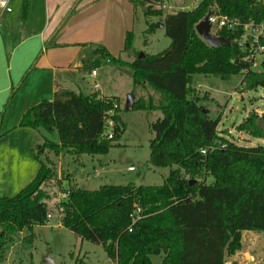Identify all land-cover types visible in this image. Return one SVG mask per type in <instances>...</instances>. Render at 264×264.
I'll use <instances>...</instances> for the list:
<instances>
[{"label":"trees","instance_id":"trees-1","mask_svg":"<svg viewBox=\"0 0 264 264\" xmlns=\"http://www.w3.org/2000/svg\"><path fill=\"white\" fill-rule=\"evenodd\" d=\"M128 1L142 9L143 44L161 23L169 45L155 54L143 52L139 58V52L133 55L131 50L133 32L127 31L123 51L130 61L112 55L103 45L89 44L83 45L81 69H126L134 88L159 95L157 104L149 96L138 97L125 109L160 112L150 124L154 136L147 163L170 170L157 185L105 184L94 190L61 186L68 195L59 205L60 224L82 240L99 244L114 264H151V256H160L159 264H225V255L241 249L243 231L264 232V143L246 147L220 136V118H211L194 95L192 79L195 74L221 79L242 74L244 91L264 87V58L259 71L251 70L233 39L241 29L220 31L218 35L230 43L210 47L197 35L195 25L211 5L242 23L263 22L264 0H200L190 10L166 14L162 0ZM28 11L29 0H23L22 21ZM73 12L74 8L69 15ZM154 17L161 19L153 22ZM65 19L45 47L56 46ZM111 100L119 102L116 97L57 89L51 100H42L24 114L20 126L56 132L57 140L34 146L39 163L35 177L15 195L0 197V264L16 234L23 230L32 234L33 227L46 223L49 195L40 187L53 176V162L43 154L44 147L55 155L62 151L76 157L101 155L121 138L125 125L119 116H115L114 136L108 139L103 134V117ZM259 120L249 111L235 129L264 140ZM136 207L141 213L132 224Z\"/></svg>","mask_w":264,"mask_h":264},{"label":"rangeland","instance_id":"rangeland-1","mask_svg":"<svg viewBox=\"0 0 264 264\" xmlns=\"http://www.w3.org/2000/svg\"><path fill=\"white\" fill-rule=\"evenodd\" d=\"M20 0H12V4ZM200 0H162V4L171 6L172 11L190 10ZM157 9V7H155ZM169 10L163 9V14ZM154 17L151 20L159 21ZM145 28L142 9L137 7L135 21V36L132 43L133 55L136 52L155 54L169 45V38L165 36L162 28H157V37L143 44L142 30ZM152 37V36H151ZM149 36L148 39H151ZM148 42V41H147ZM119 56L124 61H130L127 52ZM117 55V54H116ZM99 80L105 86L106 92L114 95L120 102L121 108H114L116 101L111 100V109L115 116L125 125L121 138L114 142L107 153L101 155H75L62 151L54 154L52 150L44 147L43 154L53 162V176L41 185L49 198L46 200L51 219L42 226L33 227L31 231L23 230L15 235L14 243L8 247L7 258L2 264H45L44 258L48 256L53 264H112L99 244L82 240L72 231L59 227L58 198L60 187L67 188L75 185L84 189L94 190L101 185H157L168 175L170 168H156L147 163L149 157V141L154 133L150 124L158 119L159 111H132L125 109L127 97L134 92V96L143 94L150 97L157 104L159 95L150 89L134 88L126 69L115 66H106L98 70ZM242 74L233 75L228 79L215 76L193 75L192 86L194 95L198 96L200 103L209 109L211 118L219 117L217 125L219 135L238 145L251 147L262 145L263 139L255 138L245 132L237 131L239 124L247 113L255 107L264 105V87L244 91L241 84ZM89 84L92 80L87 77ZM73 89V88H71ZM139 97V96H137ZM141 97V96H140ZM113 98V97H100ZM136 98H134L135 100ZM109 108V109H110ZM107 109L106 112L109 110ZM37 137V146L46 144L47 141H56V132L47 133L40 131ZM35 145V146H36ZM94 156L95 159L91 160ZM96 160H101L103 166H97ZM93 165L99 168L98 175H92ZM133 169L129 170L128 167ZM212 177L207 178L211 182ZM242 232V247L233 255H225V264H236V257L246 254L251 257L249 264H264V232ZM32 235L31 242L28 241ZM31 238V237H30ZM159 256H151V264H159Z\"/></svg>","mask_w":264,"mask_h":264},{"label":"crops","instance_id":"crops-1","mask_svg":"<svg viewBox=\"0 0 264 264\" xmlns=\"http://www.w3.org/2000/svg\"><path fill=\"white\" fill-rule=\"evenodd\" d=\"M22 3L11 0L12 11L0 21V197L15 195L39 168L33 147L41 133L19 125L24 114L42 100H51L57 89L114 97L99 80L98 70L103 67L95 70L100 89L93 91L88 83L87 77L93 79L81 69L83 45H103L121 56L127 31L135 36L137 8L128 0H29L24 21ZM64 19L56 46L45 47ZM151 36L147 44L157 34ZM96 162L103 166L101 160ZM97 166L93 165L92 175H98Z\"/></svg>","mask_w":264,"mask_h":264},{"label":"built area","instance_id":"built-area-1","mask_svg":"<svg viewBox=\"0 0 264 264\" xmlns=\"http://www.w3.org/2000/svg\"><path fill=\"white\" fill-rule=\"evenodd\" d=\"M162 9L169 10V12H173V8L171 6L163 5ZM12 11L11 0H0V21L2 20L5 14H8ZM208 12L211 14L208 17V22L210 24V32L216 36H219L218 33L222 30L236 32L237 29H241V33L237 36H234V41L238 44V46L243 49L245 55L243 57L244 61L250 62V68L254 71H259L261 69V63L264 58V21L263 22H253L248 21L246 23H242L237 18H229L226 15L220 14L217 10L216 5H211L209 7ZM230 40V39H229ZM90 77L93 79L91 83V87L93 91H97L100 89L99 85L95 80V70L90 71ZM114 108L118 107V103H114ZM260 120L264 119V105L260 107H255L252 110ZM104 129L103 134L108 138H112L114 136V129L116 125L115 114L113 109H109L105 112L104 117ZM201 153L204 154L205 150H201ZM133 167H130L129 170H132ZM68 192H62L59 194L58 200V216L60 218V202L67 198ZM141 213V208L136 207L134 214L131 215L132 224L139 218ZM51 219V215L48 212L46 215V222ZM60 220H59V224ZM130 230V228H129ZM251 262V257H247L246 254L242 256L236 257V264H249Z\"/></svg>","mask_w":264,"mask_h":264},{"label":"water","instance_id":"water-1","mask_svg":"<svg viewBox=\"0 0 264 264\" xmlns=\"http://www.w3.org/2000/svg\"><path fill=\"white\" fill-rule=\"evenodd\" d=\"M211 14V12H207L205 16L197 22L195 25V31L197 35L200 37V39L208 46L210 47H218V46H226L230 43L229 38L216 36L210 32V24L208 22V17ZM159 28H163V25L160 23L158 25ZM143 52H139L138 57H143ZM134 100L133 95H129L125 102V108H130V105L132 104ZM258 127L264 132V119L259 120ZM195 180H190L189 183H193ZM45 264H53L52 260L46 256L44 258Z\"/></svg>","mask_w":264,"mask_h":264}]
</instances>
